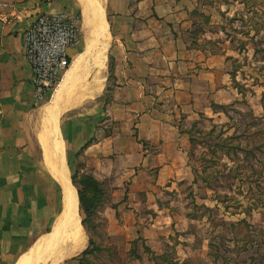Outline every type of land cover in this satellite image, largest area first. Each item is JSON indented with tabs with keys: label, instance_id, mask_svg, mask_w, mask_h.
<instances>
[{
	"label": "crops",
	"instance_id": "crops-1",
	"mask_svg": "<svg viewBox=\"0 0 264 264\" xmlns=\"http://www.w3.org/2000/svg\"><path fill=\"white\" fill-rule=\"evenodd\" d=\"M197 2L104 0L96 27L85 10L94 39L86 42L81 33L80 47L68 52L71 66L61 88L36 104L25 31L37 15H77L81 3L0 0V264L26 258L29 264H79L82 241H64L67 188L51 169L54 140L77 212L73 175L106 182L114 200L133 190L124 188L132 175L165 180L187 166L180 120L207 109V99L220 93L212 77L224 61L195 44ZM97 43L102 57L93 50ZM71 86L75 98L61 97ZM57 99L51 123L46 107ZM113 123L118 127L110 132Z\"/></svg>",
	"mask_w": 264,
	"mask_h": 264
},
{
	"label": "rangeland",
	"instance_id": "rangeland-1",
	"mask_svg": "<svg viewBox=\"0 0 264 264\" xmlns=\"http://www.w3.org/2000/svg\"><path fill=\"white\" fill-rule=\"evenodd\" d=\"M79 1L88 42L94 36L83 13L91 4ZM197 3L195 44L223 55L212 77L221 91L207 109L181 118L188 161L173 178L132 175L124 188L133 190L114 200L107 183L93 178L103 190L89 214L78 212L77 258L90 241L96 248L84 264H264V0ZM100 45L93 50L102 57ZM75 91L71 86L63 97L74 99ZM80 177L73 175L77 189Z\"/></svg>",
	"mask_w": 264,
	"mask_h": 264
},
{
	"label": "built area",
	"instance_id": "built-area-1",
	"mask_svg": "<svg viewBox=\"0 0 264 264\" xmlns=\"http://www.w3.org/2000/svg\"><path fill=\"white\" fill-rule=\"evenodd\" d=\"M81 20L66 13L40 14L24 34V56L32 71L36 104L48 101L70 66V50L81 45Z\"/></svg>",
	"mask_w": 264,
	"mask_h": 264
},
{
	"label": "bare ground",
	"instance_id": "bare-ground-1",
	"mask_svg": "<svg viewBox=\"0 0 264 264\" xmlns=\"http://www.w3.org/2000/svg\"><path fill=\"white\" fill-rule=\"evenodd\" d=\"M87 1V0H86ZM87 4H91L90 6V11L88 13V22L91 26H100L99 22H98V16L100 13L103 12V9L100 7V4L98 2V0H89V2ZM97 79V78H96ZM99 79V78H98ZM62 82L58 85L57 89L61 88ZM91 88V87H90ZM90 90V89H89ZM99 90V89H97ZM96 93V92H95ZM97 95V94H96ZM67 96V95H65ZM63 97V96H61ZM60 99V98H59ZM70 99V98H69ZM79 99V98H78ZM66 101V100H65ZM58 102V99L52 103H50L47 107H46V112L48 114L49 117V121L51 123L55 122V118L57 117V111H56V104ZM66 103V102H65ZM60 105V104H59ZM67 105V104H66ZM58 106V105H57ZM62 107V106H61ZM69 107V106H68ZM73 107V106H72ZM61 112V111H60ZM53 148L52 150V159L51 160V169L53 170L54 174L60 178L62 181H66V188H67V193H66V214L65 217L63 218V221L65 223V235H64V241L69 240L71 242H73L74 244L77 243L78 241H82V229L79 223V218H78V212H77V208H78V202L76 200V197L74 196V193L72 192L70 183L67 181V177L65 175L64 172V165L62 163L59 151H58V144L56 143V140L53 141V144L51 146ZM62 183V182H61ZM55 243V241L51 242L50 244L53 246ZM66 243V242H65ZM71 246V245H70ZM69 246V247H70ZM54 248V247H53ZM52 248V249H53ZM55 249V248H54ZM53 249V251H55ZM60 249V248H59ZM50 250V248H49ZM64 251V250H63ZM46 252V250L44 251ZM73 252V251H72ZM66 253V252H65ZM46 255V254H45ZM43 256V255H42ZM38 256H36L37 258ZM60 258V257H59ZM38 259V258H37ZM36 260H34L35 262H38ZM48 259V258H47ZM58 259V258H57ZM61 259V258H60ZM42 261V260H40ZM46 261V260H45ZM32 262V261H30ZM43 262V261H42ZM50 263V262H49ZM54 263V262H53ZM21 264H29V260L26 258L22 261Z\"/></svg>",
	"mask_w": 264,
	"mask_h": 264
},
{
	"label": "trees",
	"instance_id": "trees-1",
	"mask_svg": "<svg viewBox=\"0 0 264 264\" xmlns=\"http://www.w3.org/2000/svg\"><path fill=\"white\" fill-rule=\"evenodd\" d=\"M86 176H90V175H83L82 177L79 178L80 181L78 182V185L80 186V188L77 189V194L79 200V209L83 210L85 214H89L94 207L95 194L98 193L99 191L102 192L103 188L102 185L96 182L92 176L91 177H86ZM72 182L75 185V181L73 177H72ZM90 184L92 185L93 189L88 188ZM89 245L92 246L91 249L87 248L77 258L79 264H84L83 261L84 257H86L87 255H92L93 252L96 250L94 243L92 241H90ZM87 260L85 259V261Z\"/></svg>",
	"mask_w": 264,
	"mask_h": 264
}]
</instances>
